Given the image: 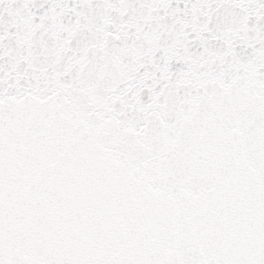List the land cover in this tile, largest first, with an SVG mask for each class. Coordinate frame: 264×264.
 Segmentation results:
<instances>
[{
	"label": "snow or ice",
	"instance_id": "6c2138e0",
	"mask_svg": "<svg viewBox=\"0 0 264 264\" xmlns=\"http://www.w3.org/2000/svg\"><path fill=\"white\" fill-rule=\"evenodd\" d=\"M0 264H264V0H0Z\"/></svg>",
	"mask_w": 264,
	"mask_h": 264
}]
</instances>
